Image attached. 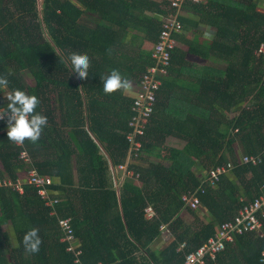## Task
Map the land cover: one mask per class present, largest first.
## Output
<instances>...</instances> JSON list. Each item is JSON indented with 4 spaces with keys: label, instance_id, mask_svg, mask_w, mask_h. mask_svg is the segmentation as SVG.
<instances>
[{
    "label": "trees",
    "instance_id": "trees-1",
    "mask_svg": "<svg viewBox=\"0 0 264 264\" xmlns=\"http://www.w3.org/2000/svg\"><path fill=\"white\" fill-rule=\"evenodd\" d=\"M39 2L0 0V75L7 76V91L35 94L40 99L36 111L48 119L40 139L22 145L8 139L7 117L0 120V178L14 183L19 173L26 177L35 169L51 179L47 190L57 201L46 205L25 177L22 192L0 185V264H73L61 240L58 218L63 217H70L81 241L82 264L181 263L184 253L213 235L217 224L232 219L264 184V55L255 53L264 44V13L255 4L243 10L227 2L220 6L218 0L183 3L181 13L190 9L201 15L212 37L187 40L185 28L174 34L167 72L156 74L161 80L157 102L134 158L128 156L126 138L132 97L120 91L105 94L101 76L115 68L136 82L154 64L150 51L132 47L134 40L132 46L124 42V30L156 42L164 8L151 0ZM179 20L184 27L183 16ZM177 40L185 41L187 49ZM72 52L90 57L87 79H79L64 62ZM188 53L205 63L190 62ZM7 91H0L2 110ZM170 136L183 146L166 144ZM244 154H261L262 160L239 163ZM229 161L234 167L201 192L206 171ZM119 165L133 176L121 170L113 175ZM196 188L200 205L194 212L184 208L181 195ZM148 206L155 213L151 218L146 217ZM182 211L199 225L191 226ZM161 224L168 225L172 237L155 248ZM31 227L42 239L37 253L22 244ZM262 249L264 238L237 235L206 264H262Z\"/></svg>",
    "mask_w": 264,
    "mask_h": 264
},
{
    "label": "built area",
    "instance_id": "built-area-1",
    "mask_svg": "<svg viewBox=\"0 0 264 264\" xmlns=\"http://www.w3.org/2000/svg\"><path fill=\"white\" fill-rule=\"evenodd\" d=\"M200 3L202 0H169V4L164 8V14L160 16V29L158 39L152 44L150 49L151 58L154 59V64L147 67L136 82H133V89L136 96L132 97V116L128 121L131 131L126 134L129 142L128 156L133 155L134 158L139 156L141 148L142 136L145 134L147 125L153 114L159 86L161 80L156 78L157 72L166 74V67L171 59V50L175 47L176 40L174 34L181 33L183 24L179 20L182 15L181 8L184 2ZM256 54L264 55V44L261 43L255 49ZM2 111V109H0ZM20 157L27 160L25 149L21 150ZM239 163L258 164L262 160L261 154L256 155H240L238 156ZM234 167L232 162H226L209 168L205 176L201 179L199 189L204 191V187H215L221 174L227 173ZM118 168L128 176H133V171H126V165H119ZM18 179L12 183L0 178V185L7 184L22 192V184L25 175L18 174ZM113 175L115 172L113 171ZM138 177V174L134 176ZM26 182L37 186L38 194L46 200V205L52 206L56 199H51L47 190V185L51 183V179L47 176H40L35 169H30L26 174ZM183 206L191 210L197 211L200 205L198 196V188L189 189L181 195ZM52 211L51 213H53ZM146 217L151 218L155 215L151 207L145 208ZM58 224L63 231L62 241L66 242V251L73 257V264H82L80 256L82 254L81 241L75 236L70 224V217L58 218ZM264 184L261 186V191L253 200L246 202L230 220L223 221L215 227L213 235L209 236L206 241L192 250L184 253V259L179 264H206L208 260H215L226 247L227 243H234L235 236L243 234H253L259 238H264ZM160 237L163 241H168L171 237V230L167 224L160 225ZM185 243L178 246V250H183ZM260 262L264 264V249L260 253Z\"/></svg>",
    "mask_w": 264,
    "mask_h": 264
},
{
    "label": "clouds",
    "instance_id": "clouds-1",
    "mask_svg": "<svg viewBox=\"0 0 264 264\" xmlns=\"http://www.w3.org/2000/svg\"><path fill=\"white\" fill-rule=\"evenodd\" d=\"M64 62L70 65L71 71L79 79L85 80L88 78L91 59L87 53L72 52L66 57ZM101 80L105 94L120 91L128 97L136 96L132 82L123 76L118 69H111L108 75L101 76ZM8 84L7 76L0 75V91L6 92ZM5 98L8 103L6 108L0 111V120H4L7 117L8 139L18 145H22L25 140L35 144L48 124L47 116L36 111L37 106L40 104V99L35 94H29L20 88L7 91ZM20 243L17 241L14 246L19 247ZM22 244L25 251L29 253L39 252L42 244L39 229L31 227L26 231Z\"/></svg>",
    "mask_w": 264,
    "mask_h": 264
},
{
    "label": "crops",
    "instance_id": "crops-1",
    "mask_svg": "<svg viewBox=\"0 0 264 264\" xmlns=\"http://www.w3.org/2000/svg\"><path fill=\"white\" fill-rule=\"evenodd\" d=\"M151 1H155L158 4H161L159 6V8H165L168 4L165 3V0H151ZM225 1V2H224ZM168 2V1H167ZM202 2H206V0H202ZM228 5H238L239 7H241L243 10H249L251 8V4H255L256 6V11L264 13V0H218V3H220V6L223 5V3H226ZM185 10V9H184ZM181 16H183L184 19V27L186 30L184 32L185 35V39L187 40H192L194 38V36H197L199 38L200 41L206 40V39H210L212 37V33L210 31L211 26L205 24L204 22H200V16L197 12H194L193 10H185L184 14H182ZM127 34V38L125 39V43L129 44V46H132V40L135 41V45L132 46L134 48H138L141 47L147 51H150L153 42L149 41L148 39H143L141 36L140 32H137L134 29L128 28L126 30H124ZM138 36V38L135 40L133 39V36ZM178 44L180 47L187 49V44L185 43V41H180L177 40ZM189 55H192L190 53H188V57ZM195 56V55H194ZM187 57V59L189 60V58ZM191 59V58H190ZM198 62V61H195ZM199 64H201L202 62H198ZM133 84V82H132ZM238 112V110H233L231 115H236ZM171 138H174L173 140H178L175 137L170 136ZM196 212V211H194ZM198 214L200 215V213L198 212ZM181 217L183 219H185L186 221H188V223H191L193 218H191L189 215H187L186 212L182 211L180 213ZM203 215L200 216L201 220H204L202 218ZM264 230V227H263ZM166 244V241H163V239L159 236L153 247L155 246V248H160L162 246H164Z\"/></svg>",
    "mask_w": 264,
    "mask_h": 264
},
{
    "label": "rangeland",
    "instance_id": "rangeland-1",
    "mask_svg": "<svg viewBox=\"0 0 264 264\" xmlns=\"http://www.w3.org/2000/svg\"><path fill=\"white\" fill-rule=\"evenodd\" d=\"M41 2V0H38V2ZM39 2V3H40ZM188 55V54H187ZM186 55V57H188ZM189 61L190 62H192V63H196V64H199L198 62H202V63H205V61L206 60H204L203 58H201V57H198V56H194V55H189ZM191 58V59H190ZM195 61H198V62H195ZM201 63V64H202ZM28 80V82H30V83H32V81L30 80V79H27ZM174 138H171V137H168L167 139H166V144H168V145H170V146H174V147H177V148H180V147H182L183 146V141L182 140H173ZM140 162H143V160L141 159L140 160ZM145 163V162H144ZM113 171L115 172V174H116V172H118L117 173V175L120 173V169L118 168V167H116V169H113ZM22 176H23V174H22ZM115 181H117V180H115ZM118 181H120L119 179H118ZM191 218H192V216L191 215H189ZM199 225V223H197L195 220H192V222H191V226H193V227H197Z\"/></svg>",
    "mask_w": 264,
    "mask_h": 264
},
{
    "label": "bare ground",
    "instance_id": "bare-ground-1",
    "mask_svg": "<svg viewBox=\"0 0 264 264\" xmlns=\"http://www.w3.org/2000/svg\"><path fill=\"white\" fill-rule=\"evenodd\" d=\"M245 101V100H244Z\"/></svg>",
    "mask_w": 264,
    "mask_h": 264
}]
</instances>
